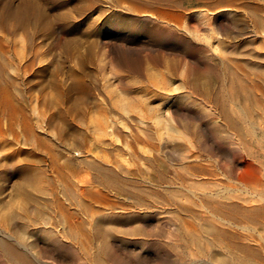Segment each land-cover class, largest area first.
<instances>
[{
  "label": "rangeland",
  "instance_id": "obj_1",
  "mask_svg": "<svg viewBox=\"0 0 264 264\" xmlns=\"http://www.w3.org/2000/svg\"><path fill=\"white\" fill-rule=\"evenodd\" d=\"M92 220L123 227L115 262ZM0 238L33 264H264V0H0Z\"/></svg>",
  "mask_w": 264,
  "mask_h": 264
},
{
  "label": "bare ground",
  "instance_id": "obj_2",
  "mask_svg": "<svg viewBox=\"0 0 264 264\" xmlns=\"http://www.w3.org/2000/svg\"><path fill=\"white\" fill-rule=\"evenodd\" d=\"M169 29V28H168ZM156 60V59H155ZM209 69V68H208ZM100 137V136H99ZM112 177V176H111ZM114 179V178H113ZM115 181V180H114ZM119 181V180H118ZM117 181V182H118ZM116 182V183H117ZM112 183H113V181H112ZM120 184V183H119ZM118 185V184H117ZM120 186V185H119ZM122 186V185H121ZM127 188H129V187H127ZM131 188V187H130ZM132 193V192H131ZM138 194V193H137ZM137 196V195H136ZM141 200V199H140ZM80 202V201H79ZM132 202H134V201H132ZM83 203V202H82ZM81 203V204H82ZM92 204V203H91ZM110 204V203H109ZM130 204V203H129ZM136 204V203H135ZM144 204V203H143ZM124 205V204H123ZM134 205V204H133ZM142 205V204H141ZM147 205V204H146ZM81 206V205H80ZM84 206V205H83ZM104 206V205H103ZM125 206V205H124ZM135 206H137V205H135ZM140 206V205H139ZM82 207V206H81ZM121 207V206H120ZM85 208V207H84ZM83 208V209H84ZM94 208V207H93ZM114 208V207H113ZM94 211V210H93ZM89 212V211H88ZM97 212V211H96ZM89 214V213H88ZM110 213H108V215H109ZM89 215H91V214H89ZM113 215V214H112ZM116 216V215H115ZM123 216V215H122ZM91 217H93V215L91 216ZM96 217V216H95ZM88 218V217H87ZM121 218V217H120ZM123 218V217H122ZM90 219V218H89ZM94 219V218H93ZM112 219V218H111ZM124 219V218H123ZM94 220H92L91 222L90 221H88V223L90 224V226H91V228L94 230L93 231V234H90L89 235V237H88V242H92L93 241V239L95 238H98V239H100V242H101V245H100V248L98 249L99 251H100V256L98 257V258H100L101 260H102V262H103V260H106V261H111V262H115L116 261V256H117V253L115 252V250L113 249L114 248V245H115V242L114 241H116L117 240V238H116V234H118V233H116L115 234V232H117V231H122L121 229L123 228H121V229H119V227H117V225H115L113 222H110V221H98L97 222V220H96V222L94 221ZM84 223V222H83ZM144 225H145V223H143ZM143 225V226H144ZM130 228V227H129ZM128 228V229H129ZM206 229V228H205ZM125 230V229H124ZM87 231H88V229H87ZM52 232V231H51ZM89 232V231H88ZM123 232V231H122ZM127 232H130L131 234H141L140 236L142 237V235H144L145 237L146 236H148V235H150V234H148L147 233V230L144 228V227H142L141 225H139V226H135V227H133V229L131 230V231H125L124 232V234L126 235V233ZM149 232V231H148ZM153 232V231H152ZM185 232V231H184ZM153 233H155V232H153ZM200 233V232H199ZM207 233H209V232H207ZM185 234V233H184ZM203 234V233H202ZM210 234V233H209ZM215 234V233H214ZM58 235V234H57ZM128 235V234H127ZM157 235H158V233H157ZM186 235V234H185ZM201 235V234H200ZM152 236V235H151ZM160 236V238H161V235H159ZM207 236V235H206ZM233 236V235H232ZM11 237V236H10ZM54 237V236H53ZM92 237H93V239H92ZM117 237H118V235H117ZM123 237V236H122ZM132 236H130V238H131ZM139 237V236H138ZM178 237V236H177ZM182 237V236H181ZM180 237V238H181ZM209 237V236H208ZM23 238H24V236H23ZM59 238H60V235H59ZM62 238V237H61ZM75 238V237H74ZM115 238H116V240H115ZM119 238H121V237H119ZM124 238V240L125 239H128V238H125V237H123ZM155 238H157V236L155 237ZM160 238H157V239H159L160 240ZM54 239V238H53ZM97 239V240H98ZM145 239V238H144ZM178 239V238H177ZM183 239V238H182ZM185 239L187 240V241H189V242H198L199 244H200V241H201V236H199V235H189L188 234V236L186 235L185 236ZM121 240H123V239H120V241ZM135 240H137V239H135ZM149 240V239H148ZM152 240H154V239H152ZM17 241V240H16ZM53 241V240H52ZM137 241H139V240H137ZM161 241V240H160ZM241 241V240H240ZM18 242V241H17ZM50 242V241H49ZM86 242V241H85ZM129 242V241H128ZM127 242V243H128ZM136 242V241H135ZM64 243V242H63ZM66 243V242H65ZM93 243V242H92ZM185 243V242H184ZM215 243V242H214ZM245 243V242H244ZM16 244V243H15ZM88 244V243H87ZM95 244V243H94ZM125 244V243H124ZM129 244H130V242H129ZM134 244V243H133ZM168 245H169V243H167ZM173 244H174V242H173ZM185 244H187V243H185ZM0 245L2 246V248H3V251L6 253V254H8L9 256H11L12 258H14L15 260H17V261H19V263L20 264H33L32 263V261H31V259L28 257V255L26 254V253H24V252H22V251H20V250H18L15 246H14V244H12L11 242H9L8 240H5V239H3V238H0ZM51 245H53V244H51ZM93 245V244H92ZM155 245H156V247L157 248H160L161 247V244H159V243H155ZM214 245V244H213ZM220 245V244H219ZM234 245V244H233ZM19 246V245H18ZM97 246V245H96ZM95 246V247H96ZM191 246H193V245H191ZM215 246V245H214ZM224 246V245H223ZM237 246L238 247H240V248H242L243 247V244H241V243H238L237 244ZM20 247V246H19ZM63 247V246H62ZM62 247H61V249H62ZM65 247V246H64ZM142 247V246H141ZM174 247V246H173ZM176 247V246H175ZM205 247V246H204ZM221 247V246H220ZM225 247V246H224ZM229 247H230V245H229ZM137 248V247H136ZM222 248V247H221ZM65 249H67V248H65ZM161 250H162V248H160ZM190 249V248H189ZM197 250V249H196ZM258 250V249H257ZM92 251V250H91ZM186 251V250H185ZM198 251V250H197ZM206 251V250H205ZM209 251V250H208ZM223 251V250H222ZM225 251V250H224ZM230 251V250H229ZM1 252H2V250H1ZM210 252V251H209ZM237 252H238V250H237ZM241 252V251H240ZM243 252V251H242ZM249 252V251H248ZM4 253V254H5ZM96 253V252H95ZM155 253V252H154ZM188 253H190V252H188ZM207 253V252H206ZM205 253V254H206ZM213 253V252H212ZM210 254L212 257L211 258H215V259H217V262L219 261V260H222L223 258H225V257H219V255H218V257L215 255V256H213V254ZM257 253V252H256ZM92 254V253H91ZM94 254V253H93ZM241 254V253H240ZM31 255V254H30ZM38 255V254H37ZM49 255V254H48ZM181 255H183L184 256V253L183 254H181ZM198 255H199V253H198ZM201 255V254H200ZM208 255V254H207ZM227 255V254H226ZM232 255V254H231ZM5 256V255H4ZM32 256V255H31ZM96 256V255H95ZM233 256V255H232ZM33 257V256H32ZM118 257H119V255H118ZM166 257V256H165ZM245 258H246V256H244ZM36 258V257H35ZM34 258V259H35ZM121 258V257H120ZM123 258H125V257H123ZM233 258V257H232ZM165 259V258H164ZM184 259H186V258H184ZM247 259V258H246ZM11 260V259H10ZM36 260H38V259H36ZM101 260H100V263H102L101 262ZM126 261V263H129L130 261V259H125ZM190 260V259H189ZM129 261V262H128ZM181 261H182V259H181ZM188 261V260H187ZM191 261V260H190ZM232 261H233V259H232ZM249 261V260H248ZM10 262V261H9ZM37 262V261H36ZM193 262V261H192ZM219 262H221V261H219ZM223 262V261H222ZM226 262V261H225ZM14 263V262H13ZM87 263V262H86ZM166 263V262H165ZM181 263V262H180ZM228 263V262H227ZM14 264H16V263H14ZM105 264H107V263H105ZM109 264V263H108ZM110 264H112V263H110ZM193 264V263H192ZM240 264H242L241 262H240Z\"/></svg>",
  "mask_w": 264,
  "mask_h": 264
}]
</instances>
